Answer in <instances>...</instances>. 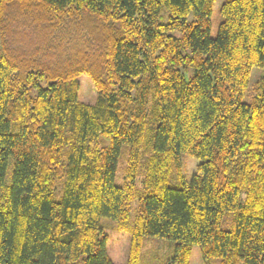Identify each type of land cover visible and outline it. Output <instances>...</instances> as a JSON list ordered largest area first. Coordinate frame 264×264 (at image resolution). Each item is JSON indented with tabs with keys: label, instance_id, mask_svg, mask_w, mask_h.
I'll return each instance as SVG.
<instances>
[{
	"label": "trees",
	"instance_id": "trees-1",
	"mask_svg": "<svg viewBox=\"0 0 264 264\" xmlns=\"http://www.w3.org/2000/svg\"><path fill=\"white\" fill-rule=\"evenodd\" d=\"M214 3L0 0V264H115L102 218L128 232L125 264L147 238L173 242L171 264L196 245L264 264V77L242 100L264 0H224L211 37Z\"/></svg>",
	"mask_w": 264,
	"mask_h": 264
},
{
	"label": "rangeland",
	"instance_id": "rangeland-1",
	"mask_svg": "<svg viewBox=\"0 0 264 264\" xmlns=\"http://www.w3.org/2000/svg\"><path fill=\"white\" fill-rule=\"evenodd\" d=\"M224 0H215L213 5V11L211 15V26H210V36L215 37L218 30V24L222 20V17L219 13V8ZM264 77V69L254 66L251 69L248 86L245 90L243 101L248 102L252 93L253 86L258 79ZM78 82V91L77 97L78 100L93 105L97 98L98 93L94 89L92 82L88 75L81 74L77 77ZM126 157V148L121 149V154L119 156L115 183L117 185L121 184V174L122 169L125 165ZM180 162L183 166V173L186 180H189L192 174L196 171V167L199 164V160L191 158L185 154H181ZM12 171V160H9L6 179L9 181ZM169 185H175L173 181L169 182ZM135 204L132 206V214L134 212ZM101 225L105 229L107 234V241L105 244V250L107 256L115 264H125L128 250H129V234L125 231H117L114 229L115 222L109 218H102ZM222 227L229 229L230 228V218L225 216L223 218ZM174 247L173 242L168 239L162 238H147L144 240L139 256V264H171L170 258L173 255ZM189 264H205L199 246H194L191 251L189 258ZM207 264H218L217 260H211Z\"/></svg>",
	"mask_w": 264,
	"mask_h": 264
},
{
	"label": "bare ground",
	"instance_id": "bare-ground-1",
	"mask_svg": "<svg viewBox=\"0 0 264 264\" xmlns=\"http://www.w3.org/2000/svg\"><path fill=\"white\" fill-rule=\"evenodd\" d=\"M183 167V166H182Z\"/></svg>",
	"mask_w": 264,
	"mask_h": 264
}]
</instances>
